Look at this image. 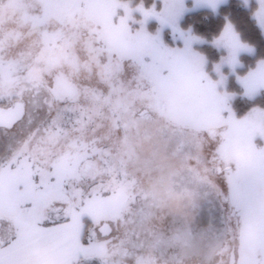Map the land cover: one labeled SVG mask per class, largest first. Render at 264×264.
Listing matches in <instances>:
<instances>
[{"label": "snow or ice", "instance_id": "1", "mask_svg": "<svg viewBox=\"0 0 264 264\" xmlns=\"http://www.w3.org/2000/svg\"><path fill=\"white\" fill-rule=\"evenodd\" d=\"M160 2L157 10L143 0L135 7L106 0L120 39L97 55L124 97L114 113L116 134L135 132L123 154L83 138L91 119L84 86L68 88L54 73L0 87V264H78L81 257L102 264H264V107L237 118L228 95L217 91L223 77L211 80L204 57L192 51L195 37L180 32L184 47L169 48L146 32L150 17L179 31L183 0ZM207 2L215 7L217 0ZM259 4L255 16L264 27V0ZM214 43L228 49L233 66L241 50L252 51L231 24ZM238 79L244 94L255 96L264 89V60ZM189 91L202 101L192 121L173 104ZM137 141L180 161L176 179L194 191L179 215L149 223L148 197L137 203L106 183L105 176L124 185L150 179L156 161L140 154ZM204 191L224 210L211 235L192 227Z\"/></svg>", "mask_w": 264, "mask_h": 264}, {"label": "rangeland", "instance_id": "2", "mask_svg": "<svg viewBox=\"0 0 264 264\" xmlns=\"http://www.w3.org/2000/svg\"><path fill=\"white\" fill-rule=\"evenodd\" d=\"M240 1L245 6L250 3V0L247 3L245 0ZM73 2L75 7L60 6ZM81 2L84 7H80ZM140 2L131 0L133 7ZM226 2L217 0L215 7H212L207 0H183V11L175 21L179 31H174L171 25H162L155 17L145 22L144 29L150 35L158 34L162 43L169 48L184 47V40L180 36V32H183L196 38L192 41L191 49L199 55L196 45L211 43L222 49L223 54L212 66L206 68L205 61L204 71L213 81H221L223 77L217 85V91L228 95L229 106L237 118H242L253 106L264 107V89L249 97L244 94L245 90L238 78L254 70L264 59L255 60L251 66L244 68L242 60L253 51L241 50L235 66L227 63L228 49L217 46L214 41L222 34L225 26L231 23H227L212 40L190 34L179 25L186 13L203 8L216 10ZM255 2L257 6L254 15L260 7L259 0ZM143 4L145 8L155 4L157 10L162 7L160 0H150L148 4L143 0ZM136 19H142V16L136 13ZM133 28L138 29L139 24H134ZM235 33L240 39L238 33ZM119 39V34L109 22L106 0H0V87L11 88L18 79L54 73L59 74L61 83L68 88L84 86V107L91 119L82 134L83 138L88 142L96 141L106 145L114 155L119 156L128 150L135 132H129L127 137L116 134L117 118L114 113L124 97L118 88L112 87L113 79L118 77H114V73L101 63L97 55L99 50L114 45ZM246 45L251 48L249 44ZM217 65L219 72L216 70ZM186 96L187 99L177 96L173 104L182 109L185 117L192 121L202 101L191 91ZM246 99L255 100L254 105L246 107ZM195 128L193 121L189 124V131L193 132ZM137 144L142 156L147 155L156 161L150 179L141 176L136 184L124 185L115 177L109 180L105 176L106 183L115 188L118 195L127 196L129 200L135 198L137 203L148 197L153 204L149 223H158L179 215L194 191L176 179L181 171L180 161L170 153L165 154L164 149L154 148L147 141L143 144L137 141ZM77 160L78 157L73 153L69 162L75 164ZM223 219L224 210L220 202L211 192H202L192 221L193 229L211 235L222 227ZM78 264H102V261L99 258L81 257Z\"/></svg>", "mask_w": 264, "mask_h": 264}, {"label": "trees", "instance_id": "3", "mask_svg": "<svg viewBox=\"0 0 264 264\" xmlns=\"http://www.w3.org/2000/svg\"><path fill=\"white\" fill-rule=\"evenodd\" d=\"M145 1L147 4L150 3V0ZM256 6L255 0H250L248 6L243 5L240 0H227L216 10L203 8L186 13L179 25L190 34L212 40L227 23H231L241 41L252 48V54L245 56L246 59L242 60L243 67L246 68L251 66L255 60L264 59V27L258 24L253 14ZM196 49L204 57L206 68L212 66L223 54L222 49L211 43L196 45ZM246 100V107L254 105L255 100Z\"/></svg>", "mask_w": 264, "mask_h": 264}]
</instances>
